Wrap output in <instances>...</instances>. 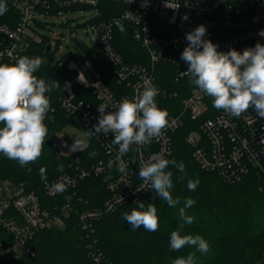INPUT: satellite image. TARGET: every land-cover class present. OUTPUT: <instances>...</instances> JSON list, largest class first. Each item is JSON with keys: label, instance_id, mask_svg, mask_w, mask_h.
Instances as JSON below:
<instances>
[{"label": "built area", "instance_id": "built-area-1", "mask_svg": "<svg viewBox=\"0 0 264 264\" xmlns=\"http://www.w3.org/2000/svg\"><path fill=\"white\" fill-rule=\"evenodd\" d=\"M111 1L120 3L123 9L103 18L100 0H6L7 11L0 15V64H14L32 43L40 40L31 21L61 18L71 31L75 12L94 9L83 26L90 37L97 39L92 55L106 56L114 68L117 85L104 81L101 72L90 78L77 60L68 59L66 67L75 77L66 81V91L58 97L60 108L66 115L80 119L88 131L94 130L100 116L97 110L100 103H107L108 111H114L123 99L138 96L145 80H150L158 90L157 106L168 112V126L149 144L133 145L121 157L127 166L126 174L118 171L119 151L118 146L111 145L112 134L92 135L104 152V158L88 164L77 156L70 162L68 171L44 182L47 196L63 198L54 208L45 206L40 195L27 189L23 182L0 177V257L31 254V242L36 234L44 229L63 227L72 212H77L79 226L93 233L103 216L140 199L150 190V185L139 177L141 162H148L154 154L169 157L174 151L175 136L183 127L190 128L186 141L203 170L216 173L227 183H239L253 175L264 192V119L252 108L239 118L215 109L212 98L183 75L188 65L181 59L188 46L186 33L199 25L206 27L204 39L217 44L218 51L234 48L242 53L258 42L264 44L261 35L264 0H168L172 5H179L178 9L166 7L165 0ZM184 16L188 19L184 20ZM161 18L165 19V25ZM125 32L144 48L146 63L128 62L117 48L116 37ZM49 45L51 51L53 44ZM168 75L177 83L174 89H170ZM87 92L91 100L86 98ZM46 95L52 110L45 124L54 142L55 132L50 125L55 120L56 106L53 97ZM92 175L104 177L109 195L99 206L80 209L82 196L77 190ZM56 183L65 184V190L57 192ZM100 259L99 253L96 260Z\"/></svg>", "mask_w": 264, "mask_h": 264}, {"label": "trees", "instance_id": "trees-1", "mask_svg": "<svg viewBox=\"0 0 264 264\" xmlns=\"http://www.w3.org/2000/svg\"><path fill=\"white\" fill-rule=\"evenodd\" d=\"M100 7L103 18L120 13L123 9L120 3L111 0H100ZM116 41L117 48L128 62L148 61L146 51L130 33H119ZM24 56L42 57L45 63L35 75L59 83L58 88L48 93L56 106L55 120L50 125L53 132L72 122L82 125L79 119L66 115L58 103L59 95L66 91V81L73 79L75 73L70 72L66 65L48 62L49 51L43 41L32 43ZM94 63L102 74L101 78L109 85L116 86L114 68L106 56L101 53L95 57ZM167 78L171 80L170 89H174L177 83L172 82V76L168 75ZM75 88L80 90L77 85ZM86 98L91 100L92 96L87 92ZM189 129L183 127L177 132L174 151L166 158L185 165L183 173L171 165L167 169L172 172L174 184L171 194L181 201L176 208H170L150 189L140 199L103 216L96 223L93 233L80 227L77 212H72L63 227L44 229L36 234L31 242V254L18 258L0 257V264H173L176 258L186 257L192 252L195 253L196 264H264V192L259 189L258 179L250 175L239 183H227L216 173L203 170L193 157V148L186 141ZM93 151L97 153L95 157L89 155ZM77 156L90 164L104 158V152L91 136L83 152L62 154L48 133L42 155L35 163L21 167L17 161L0 154V177L23 182L27 189L40 195L45 206L54 208L62 203L63 198L44 193L40 169H45L47 180L54 178L68 171L70 162ZM60 164L64 166L62 172L57 170ZM27 168L32 171H27ZM188 180L199 181L194 191L187 188ZM77 194L82 196L80 209L99 206L109 195L104 177L95 175L82 183ZM186 198L195 201L192 207L185 210L195 220L191 225L185 224L180 233L203 237L210 245L207 254H201L189 246L179 251L170 248L171 232L183 223L179 208L184 206ZM137 201H143L146 207L149 203L156 206L158 231L149 232L143 227L133 230L123 218V213L137 208ZM99 253L101 259L97 261Z\"/></svg>", "mask_w": 264, "mask_h": 264}, {"label": "clouds", "instance_id": "clouds-1", "mask_svg": "<svg viewBox=\"0 0 264 264\" xmlns=\"http://www.w3.org/2000/svg\"><path fill=\"white\" fill-rule=\"evenodd\" d=\"M165 6L178 9L165 0ZM7 11L6 0H0V15ZM184 20L188 17L184 16ZM207 29L204 25L197 26L186 33L188 46L184 48L181 59L188 65L183 75L189 77L190 84L202 93L212 98L213 107L222 110L229 116L239 118L250 108L264 119V44L257 43L254 47L245 48L243 52L230 49L227 52L218 51V45L204 37ZM264 36V32L261 33ZM202 49V50H201ZM45 60L42 57L21 56L14 64H0V154L10 160H15L21 167L35 163L42 155L48 128L45 118L52 110L49 97L53 89L59 87L57 81H46L38 78L35 73ZM157 88L150 80H145L143 91L134 99H123L116 110L108 111L107 103H100L98 123L94 130L84 133L86 137L103 133L112 134L111 145L118 146V171L126 174L127 166L121 157L133 145L149 144L154 138L162 135L168 126V112L157 106ZM110 145V146H111ZM69 152L84 151L86 144L76 137L71 146L67 143ZM95 157L96 151L89 153ZM174 166L183 173L185 165L175 160L166 159L162 154H154L148 162H141L139 177L150 189L167 203L170 208H176L180 198H173L171 189L174 187L172 172L167 171ZM63 171L62 164L57 166ZM31 172V168H27ZM41 180L47 181L45 169H40ZM183 179V177H180ZM199 181L188 180L187 188L194 191ZM55 190L63 192L65 184L56 183ZM140 190H143L142 188ZM195 201L186 198L184 206L179 208V216L183 223L170 234V248L179 251L185 246L194 247L197 252L207 254L209 243L200 235H181L180 229L185 224L191 225L195 217L186 214V209L192 207ZM132 229L143 227L146 231L159 230V217L154 204L137 201V208L130 213L122 214ZM173 264H196L195 253L186 257H178Z\"/></svg>", "mask_w": 264, "mask_h": 264}, {"label": "rangeland", "instance_id": "rangeland-1", "mask_svg": "<svg viewBox=\"0 0 264 264\" xmlns=\"http://www.w3.org/2000/svg\"><path fill=\"white\" fill-rule=\"evenodd\" d=\"M93 12L94 9H85L84 13L75 12L74 16L76 19L71 22V26L73 27L71 31L62 23L63 20L61 18L31 21L32 26L40 37L39 41H43L46 46L50 43L53 44V49L49 51L48 62L51 64L59 63L66 65L68 59H75L81 64L83 71L90 78H92V76L97 77L100 70L94 63L95 57L92 56L94 46H97L98 44L97 39L95 36L90 37L86 33V29L83 26L84 22L92 15ZM161 23L165 25V19L161 18ZM78 48L81 49V51H79ZM87 131L88 130L84 124L77 125L75 122L69 123L62 129L55 132L54 142L56 144V148L62 154H71L69 152V147H64V144L67 143L68 146H71L76 137L83 139L87 146L90 141V137H86L84 135Z\"/></svg>", "mask_w": 264, "mask_h": 264}, {"label": "water", "instance_id": "water-1", "mask_svg": "<svg viewBox=\"0 0 264 264\" xmlns=\"http://www.w3.org/2000/svg\"><path fill=\"white\" fill-rule=\"evenodd\" d=\"M50 48H51L50 45H48V46H47V51H50Z\"/></svg>", "mask_w": 264, "mask_h": 264}]
</instances>
